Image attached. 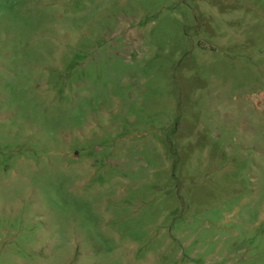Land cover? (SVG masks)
<instances>
[{
  "label": "rangeland",
  "instance_id": "rangeland-1",
  "mask_svg": "<svg viewBox=\"0 0 264 264\" xmlns=\"http://www.w3.org/2000/svg\"><path fill=\"white\" fill-rule=\"evenodd\" d=\"M0 264H264V0H0Z\"/></svg>",
  "mask_w": 264,
  "mask_h": 264
}]
</instances>
